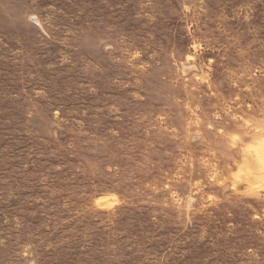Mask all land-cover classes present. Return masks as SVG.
Returning a JSON list of instances; mask_svg holds the SVG:
<instances>
[{"label": "rangeland", "instance_id": "1", "mask_svg": "<svg viewBox=\"0 0 264 264\" xmlns=\"http://www.w3.org/2000/svg\"><path fill=\"white\" fill-rule=\"evenodd\" d=\"M0 264H264V0H0Z\"/></svg>", "mask_w": 264, "mask_h": 264}, {"label": "bare ground", "instance_id": "2", "mask_svg": "<svg viewBox=\"0 0 264 264\" xmlns=\"http://www.w3.org/2000/svg\"><path fill=\"white\" fill-rule=\"evenodd\" d=\"M107 200V199H106ZM105 204V203H104Z\"/></svg>", "mask_w": 264, "mask_h": 264}]
</instances>
